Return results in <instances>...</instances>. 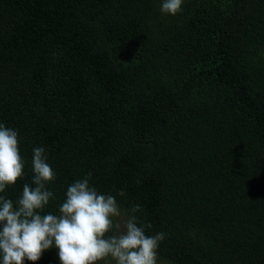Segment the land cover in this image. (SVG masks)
Returning <instances> with one entry per match:
<instances>
[{"label":"trees","instance_id":"16d2710c","mask_svg":"<svg viewBox=\"0 0 264 264\" xmlns=\"http://www.w3.org/2000/svg\"><path fill=\"white\" fill-rule=\"evenodd\" d=\"M0 0V123L58 211L90 184L166 233L163 264H264V0ZM123 189L124 197L117 195ZM60 264L58 250L35 262Z\"/></svg>","mask_w":264,"mask_h":264},{"label":"clouds","instance_id":"9594fccd","mask_svg":"<svg viewBox=\"0 0 264 264\" xmlns=\"http://www.w3.org/2000/svg\"><path fill=\"white\" fill-rule=\"evenodd\" d=\"M183 0H162L161 12L176 15ZM18 131L0 123V193L24 177ZM31 183L13 202L0 195V264L35 262L55 247L60 264H157V250L166 233L148 235L150 222L141 220L140 205L126 213L117 198L90 184L92 172L67 187L58 211L44 212L55 194L47 185L56 173L45 148L34 147ZM117 195H126L123 189Z\"/></svg>","mask_w":264,"mask_h":264},{"label":"rangeland","instance_id":"374dc122","mask_svg":"<svg viewBox=\"0 0 264 264\" xmlns=\"http://www.w3.org/2000/svg\"><path fill=\"white\" fill-rule=\"evenodd\" d=\"M157 264H163V263L158 262Z\"/></svg>","mask_w":264,"mask_h":264}]
</instances>
